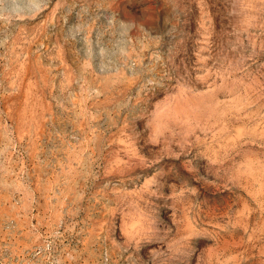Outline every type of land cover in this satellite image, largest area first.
I'll list each match as a JSON object with an SVG mask.
<instances>
[{
    "label": "rangeland",
    "instance_id": "1",
    "mask_svg": "<svg viewBox=\"0 0 264 264\" xmlns=\"http://www.w3.org/2000/svg\"><path fill=\"white\" fill-rule=\"evenodd\" d=\"M0 264H264V0H0Z\"/></svg>",
    "mask_w": 264,
    "mask_h": 264
}]
</instances>
